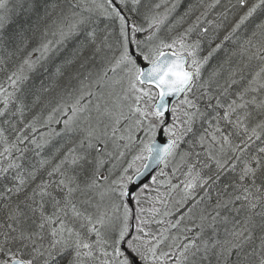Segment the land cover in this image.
<instances>
[{"label": "snow or ice", "instance_id": "6c2138e0", "mask_svg": "<svg viewBox=\"0 0 264 264\" xmlns=\"http://www.w3.org/2000/svg\"><path fill=\"white\" fill-rule=\"evenodd\" d=\"M0 77V264H264V0H0Z\"/></svg>", "mask_w": 264, "mask_h": 264}, {"label": "trees", "instance_id": "16d2710c", "mask_svg": "<svg viewBox=\"0 0 264 264\" xmlns=\"http://www.w3.org/2000/svg\"><path fill=\"white\" fill-rule=\"evenodd\" d=\"M193 2H195V0H193ZM180 11H183V9H181ZM133 19H135L138 23H140L139 20H138L139 19L138 17H133ZM0 79H2V77H0Z\"/></svg>", "mask_w": 264, "mask_h": 264}, {"label": "bare ground", "instance_id": "6f19581e", "mask_svg": "<svg viewBox=\"0 0 264 264\" xmlns=\"http://www.w3.org/2000/svg\"><path fill=\"white\" fill-rule=\"evenodd\" d=\"M138 18H139L138 20H139V21H140V23H141V22H142L141 18H140V17H138Z\"/></svg>", "mask_w": 264, "mask_h": 264}, {"label": "rangeland", "instance_id": "374dc122", "mask_svg": "<svg viewBox=\"0 0 264 264\" xmlns=\"http://www.w3.org/2000/svg\"><path fill=\"white\" fill-rule=\"evenodd\" d=\"M154 2H157V0H154ZM140 22V21H139Z\"/></svg>", "mask_w": 264, "mask_h": 264}]
</instances>
